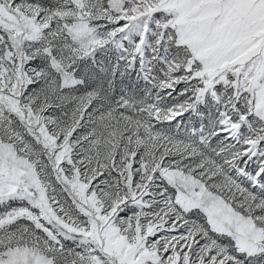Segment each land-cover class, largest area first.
<instances>
[{
	"label": "snow or ice",
	"instance_id": "1",
	"mask_svg": "<svg viewBox=\"0 0 264 264\" xmlns=\"http://www.w3.org/2000/svg\"><path fill=\"white\" fill-rule=\"evenodd\" d=\"M0 264H264V0H0Z\"/></svg>",
	"mask_w": 264,
	"mask_h": 264
}]
</instances>
